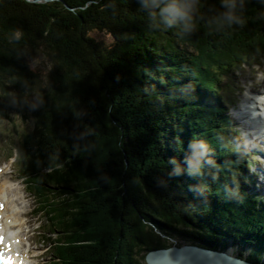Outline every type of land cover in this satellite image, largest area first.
I'll list each match as a JSON object with an SVG mask.
<instances>
[{
    "label": "trees",
    "instance_id": "16d2710c",
    "mask_svg": "<svg viewBox=\"0 0 264 264\" xmlns=\"http://www.w3.org/2000/svg\"><path fill=\"white\" fill-rule=\"evenodd\" d=\"M261 56L264 0H0V118L33 125L16 153L47 264H146L176 239L264 264L219 84Z\"/></svg>",
    "mask_w": 264,
    "mask_h": 264
},
{
    "label": "rangeland",
    "instance_id": "374dc122",
    "mask_svg": "<svg viewBox=\"0 0 264 264\" xmlns=\"http://www.w3.org/2000/svg\"><path fill=\"white\" fill-rule=\"evenodd\" d=\"M89 35L104 45H111L114 42L112 36L105 31L95 30L89 32ZM30 63L33 69L42 74L49 68V62L43 57H39ZM211 70L213 73L215 72L216 76H221L220 71L213 68ZM224 75L227 76H223L219 83L220 96L222 104L227 110V115L232 116L234 109L239 108L243 103L247 91L251 90L256 94L264 92V57L261 56L253 61L247 60L235 64L231 71ZM233 117H231L232 120L229 125L231 135L225 141L226 145L229 147L238 146L239 153L247 155L251 161L250 163L249 160L246 162V165L249 164L250 168L245 167V172L242 170L241 173H236V176L233 175L232 178L237 177L240 179L245 175L249 179L254 178L253 183H248L247 179L243 182L248 183L246 186L250 193L255 192L262 197V204H264V190L258 187L260 183L257 181L256 176V174H260L261 170H264V137L261 136L257 139L253 133L254 130L249 129L248 126ZM32 129V122L27 118H22L18 113L10 114L8 119L0 118V195L6 196L15 203L10 204L9 211L17 206H23L21 209L24 211V216L16 215V219L20 224L21 243L24 250L26 248L30 250L34 262L47 264V260L51 257L50 251L54 236L45 233L44 217L40 213L36 214L35 201L28 192L22 178L16 153V148L25 144L23 137H26ZM252 154L254 155L252 156ZM8 185L10 186L8 187ZM16 229L18 230V226H16ZM175 241L187 244L185 240L176 239ZM229 243L230 247L225 251L231 250L233 256L240 255V258H247L250 255L251 249L248 246L236 244L232 241Z\"/></svg>",
    "mask_w": 264,
    "mask_h": 264
},
{
    "label": "bare ground",
    "instance_id": "6f19581e",
    "mask_svg": "<svg viewBox=\"0 0 264 264\" xmlns=\"http://www.w3.org/2000/svg\"><path fill=\"white\" fill-rule=\"evenodd\" d=\"M234 117L244 123V125L248 126L249 129L254 130L255 137L259 139L261 136L264 137V92L260 94H256L252 92L251 90L247 91V95L245 96V99L243 100V103L240 105L239 108L235 109L233 111ZM251 130V131H252ZM264 174V172H263ZM245 179L240 178V181H242V184L244 185V190L246 185L248 183H251L252 180L247 179L248 183H244ZM246 181V182H247ZM10 185H8L9 187ZM247 189V188H246ZM20 191V190H19ZM1 193V192H0ZM260 196V195H259ZM262 198V197H261ZM6 196L0 195V203L3 202V219L0 218V234L6 233V230H10L11 235L15 236L16 238L20 237L19 229L20 224L18 222V219H16V215L22 216L24 211L21 209L23 206H17L15 209L9 211L10 204H15ZM19 208V210H17ZM17 210V212H16ZM26 212V211H25ZM24 216V215H23ZM7 219V221H5ZM18 226V230H14V228ZM12 240H14L13 237H10ZM227 253L229 255H232L231 250H228ZM233 256V255H232ZM240 258V257H239ZM244 262L247 261L245 258H240ZM248 262V261H247Z\"/></svg>",
    "mask_w": 264,
    "mask_h": 264
},
{
    "label": "water",
    "instance_id": "95a60500",
    "mask_svg": "<svg viewBox=\"0 0 264 264\" xmlns=\"http://www.w3.org/2000/svg\"><path fill=\"white\" fill-rule=\"evenodd\" d=\"M37 3L47 0H25ZM146 264H253L232 256L227 251H215L198 245L173 244L166 248L153 249L145 253Z\"/></svg>",
    "mask_w": 264,
    "mask_h": 264
}]
</instances>
